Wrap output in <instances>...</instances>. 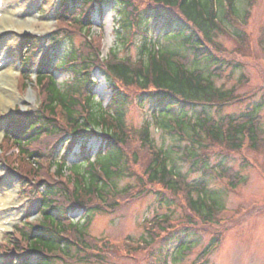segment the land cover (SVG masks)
I'll return each mask as SVG.
<instances>
[{
	"label": "trees",
	"instance_id": "1",
	"mask_svg": "<svg viewBox=\"0 0 264 264\" xmlns=\"http://www.w3.org/2000/svg\"><path fill=\"white\" fill-rule=\"evenodd\" d=\"M226 2L62 1L58 31L38 67L41 104L36 112L19 113L10 119L3 143L6 160L19 173L21 192L35 195L40 213L35 223L17 227L3 264L105 263L135 256L156 243L161 245L159 254L150 252L148 264H166L169 258L180 263L192 252V239L198 232L228 226L219 219L223 209L218 202H207V182L189 183L188 175L169 167V156L178 154L194 172L206 176L210 154L221 146L237 151L246 144L254 150L264 147V131L256 109H248L239 117L217 119L207 111L215 108L222 113L227 98L235 92H225L215 84L225 73L223 63L227 69L238 64L236 51H223L222 44L215 40L222 29L217 20L237 13L234 0ZM109 3L119 8L116 35L125 54L120 56L117 49H112L104 59L103 38L93 36L91 31V12L96 6L102 11ZM24 45L27 55L22 87L26 89L31 82L29 62L37 43L27 38ZM63 45L65 51L59 59L58 50ZM95 72L105 79L111 93L106 109L93 94ZM55 73L71 77L61 86ZM133 105L149 108L156 124L175 137L168 151L155 146L151 120L141 128L127 123ZM94 138L101 139L102 147L92 161L89 144ZM185 142H189L185 148L179 146ZM76 146L81 148L83 164L68 169L67 159ZM14 147L17 155L10 154ZM220 168L230 180L231 190L243 181L232 169L224 165ZM66 171L70 172L68 176ZM126 175L136 176L139 185L119 189L117 181ZM145 186L153 187L152 194L158 195L161 203L178 201L190 214L187 222L175 224L170 216L155 218L146 226L148 240L137 248L119 247L109 239H94L87 234L92 213L115 212L136 199L138 188ZM77 211L83 212V224L71 217ZM223 233H214L202 252L203 260L221 244ZM171 242L177 244L173 249L168 247Z\"/></svg>",
	"mask_w": 264,
	"mask_h": 264
},
{
	"label": "rangeland",
	"instance_id": "2",
	"mask_svg": "<svg viewBox=\"0 0 264 264\" xmlns=\"http://www.w3.org/2000/svg\"><path fill=\"white\" fill-rule=\"evenodd\" d=\"M48 1L36 0L37 8L34 9L26 3V0H0L1 3H7L9 6V14L1 13L0 15L1 26L9 24V30L0 33V40L3 39L0 42V52L2 49H6L7 55L3 58L12 69L11 76L7 73L5 75V77L11 78V81L0 80V89L4 93L12 94V100L9 98L11 101L9 105L0 102V194H2L1 191L4 192V189L11 187L17 202H19L18 209L11 211L12 215L8 219L18 216L0 235V246L12 243L13 230L23 224L25 218L34 222L39 217V211L36 203H33V198L20 194L19 176L11 170L4 159L7 156L1 154V148H3L2 142L9 118L14 116L20 108L22 111H27L37 110L40 106V98L32 88L20 91L22 44L24 36L28 34L40 38L39 52L30 61V65L34 66L31 75L35 77V66L41 55L48 50L49 38L56 30V15L61 0H53L52 7ZM23 3L28 6L23 18L10 12L16 9L17 5ZM234 3L236 15L230 14V18L221 19L222 29L218 32L215 40L222 44L223 51H227L229 54L236 51L238 57L235 61L238 64L236 67L232 66L227 69L226 63H223L225 73L222 78L216 79L215 84L217 88L225 92L233 90L235 92L232 93L233 96L227 98L228 105H225L222 113H217L215 108L207 111L211 117L217 119L230 115L239 117L248 109L255 108L256 114L260 117V129L264 131V0H234ZM226 8V12H228V2H226ZM118 11L117 6L108 4L102 14L98 9L94 12L92 34L103 38L101 56L104 59L112 49H117L120 56L125 54L122 45L117 42L116 31L120 19ZM23 22H29L33 30L19 31ZM76 41L78 42L77 38ZM64 49L63 47L59 55L64 53ZM132 54H135L134 49H132ZM55 77L58 84L63 86L71 75L55 73ZM94 78L99 80V85L94 92L96 100L106 106L109 103L110 93L106 89L105 79L98 72ZM10 94L7 95L10 97ZM148 119L152 122L151 135L155 146L168 151L173 146L175 137L156 124L149 108L141 109L137 105H133L126 118L127 123L135 128H141ZM188 144L189 142H185L179 146L185 148ZM89 147L91 160L94 161L97 151L102 147L101 139H92ZM16 152L17 149L14 147L10 154ZM80 154L81 148L78 146L67 159L68 169L83 164ZM169 157L172 158L169 167L176 173L188 175L189 183H199L203 180L207 182L208 202L212 203L213 200H216L219 204L218 207L224 208L221 219L231 223L226 227L220 228L218 225V227L207 229V232H198L197 236L192 239L194 242L192 252L185 256L180 263H174L169 258L166 264H193L209 246L214 233L221 230L224 231L221 244L210 254L208 263L197 261L198 264H264V147L254 150L246 144L244 148L237 151L221 146L210 154L209 170L213 174L207 176H204L201 171L194 172L191 164L181 161L178 154H171ZM221 165L232 169L236 173V177L243 178V182L231 190L230 180L227 176H223ZM54 170L55 167L52 171ZM68 173L69 171L66 172V174ZM128 184L137 187L139 183L136 176L130 178L126 175L117 181L119 189L125 188ZM145 187L146 189L138 188L136 199L119 207L113 213H92L87 234L94 239L108 238L120 245L126 244L124 241L129 239L133 242L129 244L133 246L136 245L135 243H145V240H148L144 224L153 222L157 217L170 216L175 224L187 222L190 214L178 201L169 199L167 203H161L159 196L152 194L153 187ZM71 217L77 222L82 218V212L77 211ZM160 246L159 243H156L147 251L137 252L135 257L124 256L118 261L108 260L105 263L93 264H148L147 255L150 252L157 253ZM176 246L175 242H171L168 247L173 249ZM1 253L0 251V264H3ZM56 264L64 263L57 261Z\"/></svg>",
	"mask_w": 264,
	"mask_h": 264
},
{
	"label": "bare ground",
	"instance_id": "3",
	"mask_svg": "<svg viewBox=\"0 0 264 264\" xmlns=\"http://www.w3.org/2000/svg\"><path fill=\"white\" fill-rule=\"evenodd\" d=\"M5 1V0H4ZM26 3L30 6H32L34 9L37 8V2L36 0H26ZM25 3V4H26ZM24 3L17 5L16 9L11 10L10 12L16 14L19 18H23L28 6H26ZM48 4L53 5V0H49ZM49 5V6H50ZM9 6L7 3H1L0 2V15L1 13L3 15L9 14L8 12ZM5 12V14H4ZM54 12V11H53ZM15 16V15H12ZM8 31L9 30V24H4L1 26L0 24V33L3 31ZM30 30H33V28L30 26L29 22H23L21 26L19 27V31H25L28 32ZM2 38V37H1ZM6 38V37H4ZM6 40V39H5ZM0 40V42H2ZM6 49H2V52H0V80H6V81H11V78L5 77L6 73L7 74H12V69L7 63L4 61L5 55H7V52H5ZM3 58V59H2ZM10 93H4L0 89V102L4 105H9L11 103L10 100H12V94H10V97L7 95ZM9 98H11L9 100ZM14 191L11 190V187L4 189V192L1 191L2 194H0V235L6 231V229L16 220L17 216H13L8 219L10 215H12L11 211H15L18 209L17 205L19 202H17L16 197L14 196ZM9 212V213H8Z\"/></svg>",
	"mask_w": 264,
	"mask_h": 264
}]
</instances>
